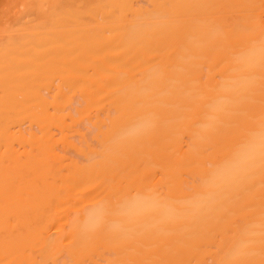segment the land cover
<instances>
[{
    "label": "bare ground",
    "instance_id": "obj_1",
    "mask_svg": "<svg viewBox=\"0 0 264 264\" xmlns=\"http://www.w3.org/2000/svg\"><path fill=\"white\" fill-rule=\"evenodd\" d=\"M0 3V264H264V0Z\"/></svg>",
    "mask_w": 264,
    "mask_h": 264
},
{
    "label": "clouds",
    "instance_id": "obj_2",
    "mask_svg": "<svg viewBox=\"0 0 264 264\" xmlns=\"http://www.w3.org/2000/svg\"><path fill=\"white\" fill-rule=\"evenodd\" d=\"M264 57V48H258L248 54V58L255 60Z\"/></svg>",
    "mask_w": 264,
    "mask_h": 264
},
{
    "label": "rangeland",
    "instance_id": "obj_3",
    "mask_svg": "<svg viewBox=\"0 0 264 264\" xmlns=\"http://www.w3.org/2000/svg\"><path fill=\"white\" fill-rule=\"evenodd\" d=\"M3 1H4V0H0V2H2V3H3ZM0 5H1V3H0ZM17 5H18V6H17ZM12 7H13V8H12ZM18 7H19V9H20V7L22 8L23 6H22L20 3H17V4H14V6H13V4H12V5H11V8H10V7L8 8V7L5 6L4 9L8 12V15H10V14L13 13V9H15V10H14V13H15L16 10H19ZM6 8H7V9H6ZM16 8H17V9H16ZM11 9H12V10H11ZM6 11H5V13H6ZM9 13H10V14H9Z\"/></svg>",
    "mask_w": 264,
    "mask_h": 264
}]
</instances>
